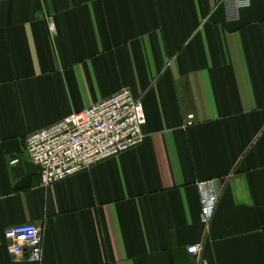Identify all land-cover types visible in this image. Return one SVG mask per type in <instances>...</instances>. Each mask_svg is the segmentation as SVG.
I'll list each match as a JSON object with an SVG mask.
<instances>
[{"label": "crops", "instance_id": "obj_1", "mask_svg": "<svg viewBox=\"0 0 264 264\" xmlns=\"http://www.w3.org/2000/svg\"><path fill=\"white\" fill-rule=\"evenodd\" d=\"M222 1L0 3V264H31L4 236L27 224L36 264H264V0L234 23ZM122 90L142 145L43 186L27 137Z\"/></svg>", "mask_w": 264, "mask_h": 264}, {"label": "built area", "instance_id": "obj_2", "mask_svg": "<svg viewBox=\"0 0 264 264\" xmlns=\"http://www.w3.org/2000/svg\"><path fill=\"white\" fill-rule=\"evenodd\" d=\"M7 0H0L4 2ZM253 0H223L226 21H238L240 12L251 7ZM53 33L54 27L51 24ZM193 117H187L190 125ZM145 117L141 100L129 90H122L109 99L72 114L25 141V153L38 169L43 186H49L76 175L108 159L135 149L144 142ZM14 160L11 164H16ZM200 199V222L208 227L217 208L219 195L214 181L197 183ZM9 252L15 258L25 257L27 263L41 259V235L34 224L10 228L4 233ZM23 238V239H22ZM201 245L187 248L198 254Z\"/></svg>", "mask_w": 264, "mask_h": 264}, {"label": "snow or ice", "instance_id": "obj_3", "mask_svg": "<svg viewBox=\"0 0 264 264\" xmlns=\"http://www.w3.org/2000/svg\"><path fill=\"white\" fill-rule=\"evenodd\" d=\"M23 239V238H22Z\"/></svg>", "mask_w": 264, "mask_h": 264}]
</instances>
